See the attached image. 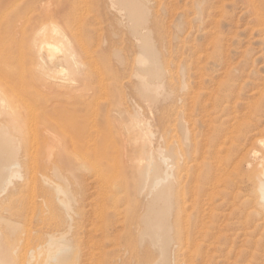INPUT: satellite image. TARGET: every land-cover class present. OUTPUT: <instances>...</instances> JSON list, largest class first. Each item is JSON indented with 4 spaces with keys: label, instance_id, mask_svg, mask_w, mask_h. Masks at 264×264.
Listing matches in <instances>:
<instances>
[{
    "label": "rangeland",
    "instance_id": "374dc122",
    "mask_svg": "<svg viewBox=\"0 0 264 264\" xmlns=\"http://www.w3.org/2000/svg\"><path fill=\"white\" fill-rule=\"evenodd\" d=\"M144 1L164 91L172 93L154 103L137 89V41L110 0H0V52L11 54L16 78L29 84L15 92L23 99L14 120L22 179L0 202L14 264H27L30 250L53 232L72 248L62 264L158 259L140 239L147 196L137 165L146 146L133 126L134 109L150 124L153 147L174 151L178 214L170 220L174 234L184 237L189 228L193 239L180 264H264L257 194L264 7L259 0ZM42 40L61 49L44 68L37 57ZM67 49L78 68L63 58ZM52 182L68 191L69 210Z\"/></svg>",
    "mask_w": 264,
    "mask_h": 264
},
{
    "label": "bare ground",
    "instance_id": "6f19581e",
    "mask_svg": "<svg viewBox=\"0 0 264 264\" xmlns=\"http://www.w3.org/2000/svg\"><path fill=\"white\" fill-rule=\"evenodd\" d=\"M110 1L117 8V11L123 14L130 31L129 33L137 41L138 51L134 75L138 81L137 89L142 98L148 99L153 103L158 102L159 97H162L163 100L169 98L172 93L164 91L162 84L163 71L158 60L157 48L155 49L150 37L151 35H149V31L145 27L148 14L146 2L144 0ZM259 1L263 5L262 7H264V0ZM263 16L261 15V17ZM37 45L38 64L42 68L46 67L47 62L55 61V54L61 51L58 45L48 40H42ZM10 56V53L3 54L0 52V202L6 198L7 194H10L14 190V185L17 181L22 179L21 164L19 161L21 143L18 134L20 133H17L16 130L18 128L16 127L17 129L15 130L14 125L15 116L17 115L16 111L18 106H20L21 99L17 100L15 98V92L16 88H19L18 86H23V81L26 79L20 81L21 76L20 80L16 78L17 76H15V72L13 71L14 64ZM63 58L71 60L74 66L78 68V62L69 49L66 50ZM57 70L63 71L64 68L59 66ZM53 82L56 83L57 81L54 80ZM134 110L132 116L134 121L133 126L138 130L141 142L143 141L146 146H141L145 148L142 150L143 152L141 151L143 154L139 157L140 160H138L137 165L139 190H146L147 196L146 211L142 217L143 227L140 233V239L148 241L157 251L158 259L153 264H180L178 258L183 254L181 250L183 248L187 250L193 239L192 231L189 228L185 230L184 237H182L180 231L174 234V226L170 220L175 205L173 187L175 182L174 169L176 165L174 162V151L171 147L164 148L161 145L154 146L155 148L153 147L151 142L153 131L151 130L150 124L139 119V112L136 109ZM17 123L19 124V122ZM143 143L142 145H144ZM257 181L258 201L262 209H264V167L258 174ZM53 190L59 203L69 210L71 200L68 191L60 184H57V182L53 185ZM174 213L178 214L176 210ZM0 218L1 222L5 224L4 217ZM13 223L8 220V227L13 226ZM70 249H72L71 245L64 234L62 232H53L47 236L45 243L38 244L34 249L30 250L27 264H34L40 258H42L40 264H62L67 258ZM14 253L15 248L11 244L3 241L2 231L0 229V264H14Z\"/></svg>",
    "mask_w": 264,
    "mask_h": 264
}]
</instances>
